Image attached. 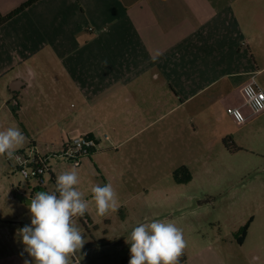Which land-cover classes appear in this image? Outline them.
Returning a JSON list of instances; mask_svg holds the SVG:
<instances>
[{"label":"crops","instance_id":"obj_1","mask_svg":"<svg viewBox=\"0 0 264 264\" xmlns=\"http://www.w3.org/2000/svg\"><path fill=\"white\" fill-rule=\"evenodd\" d=\"M28 1L0 0V17ZM250 78L264 90V0H38L0 26V102L10 95L0 109L15 100L11 112L42 118L48 153L86 134L98 146L85 159L105 183L140 179L145 166L132 168L130 156H169L175 202L246 185L209 177L213 154L217 160L241 150L216 112L237 125L226 108L242 104L240 88ZM257 115L264 120V112ZM100 155L117 163L99 164ZM182 167L190 179L179 183L173 174ZM38 191L51 192L37 184L25 193L12 189L11 197L29 204ZM187 215L166 219L192 236L179 264H264V213L240 235H205L194 211ZM19 229L0 227V259L19 258Z\"/></svg>","mask_w":264,"mask_h":264},{"label":"rangeland","instance_id":"obj_2","mask_svg":"<svg viewBox=\"0 0 264 264\" xmlns=\"http://www.w3.org/2000/svg\"><path fill=\"white\" fill-rule=\"evenodd\" d=\"M10 101V95L5 92L0 104ZM220 122L224 123L229 134L227 139L233 135L234 147L241 150L232 156L225 158L218 157L214 160L212 156V171L210 179L217 178L220 182L238 181L245 183L232 189L223 196L201 199L195 203L175 202L172 199L177 187L172 179L171 158L165 155L159 156L149 154L147 156H130L129 163L132 168L138 169L144 165V171L140 170V179H133L129 184L114 182L112 185L116 190L117 204L115 210H110L105 216L96 213L95 203L92 200L91 187L96 184H106L101 178L96 164L90 163L87 159L77 167L80 177L78 190L83 193L84 199L89 202V208L85 214L87 221L76 218L86 243L80 250L83 259L79 264H128L130 260V245L125 243L133 227L145 220L159 219L156 215L166 217L164 220L183 215L187 217L189 211H194L195 221L201 222L202 231L205 235L221 233L229 235L238 230L239 235L244 230L247 222L257 220L261 213H264V120L258 115L252 116L245 125L237 126L228 123L222 118L223 112H216ZM28 111L11 112L7 105L0 109V130L7 127H19L27 137V141L16 152L23 151L26 155L32 146L29 141H34L41 150L40 154H47L53 151L50 141L43 130L45 126L42 118L35 119ZM228 118V117H227ZM225 138V136L223 137ZM224 140V139H222ZM232 141V142H234ZM22 148V149H20ZM233 148V145H232ZM55 150V149H54ZM56 154V153H54ZM98 163L109 166L111 157L100 155ZM156 157V160H154ZM96 161V160H95ZM50 167L56 177L63 171L70 170L69 162L57 159L55 156L49 160ZM14 160L9 162L5 157H0V227L17 230L25 225H30V213L28 204H22L12 199V189L18 193H25L37 186L35 179L26 180L16 169ZM257 168V170H256ZM44 185L54 191L55 187L50 182L48 174L44 176ZM256 187L260 189L255 190ZM249 197L244 198L243 197ZM252 196H258L251 199ZM11 222H15L11 224ZM210 223V224H209ZM12 226H15L12 228ZM186 246L191 235L188 229L182 224ZM219 232H218V231ZM22 241L21 236L18 238ZM24 245L18 248V259L3 260L0 264H24L25 260L32 258L24 251ZM4 248H0V256L4 254ZM75 264V257H73Z\"/></svg>","mask_w":264,"mask_h":264},{"label":"clouds","instance_id":"obj_3","mask_svg":"<svg viewBox=\"0 0 264 264\" xmlns=\"http://www.w3.org/2000/svg\"><path fill=\"white\" fill-rule=\"evenodd\" d=\"M27 137L19 127L0 130V157L15 158ZM80 183L76 167L61 172L54 191H38L27 205L31 223L19 229L24 251L32 258L24 264H79L80 250L87 242L76 218L84 217L89 202L78 190ZM96 213L105 216L115 210L117 192L111 183L91 187ZM125 243L130 245L128 264H179L186 247L183 230L173 221L145 220L132 228Z\"/></svg>","mask_w":264,"mask_h":264},{"label":"built area","instance_id":"obj_4","mask_svg":"<svg viewBox=\"0 0 264 264\" xmlns=\"http://www.w3.org/2000/svg\"><path fill=\"white\" fill-rule=\"evenodd\" d=\"M242 104L240 106H228L226 108L227 115L232 121L241 125L245 123L251 116L264 112V90H262L250 78L245 82L241 88ZM98 144L93 139L89 138L84 133H75L61 144L59 152L53 154H40L35 147L29 150L27 155L23 152H16V156L20 159H8L6 161L14 160L16 162V169L20 172L24 179H35L39 185H44V176L49 174L48 160L51 157H56L60 160L69 162L72 167H79L82 160L88 158L97 148ZM82 221H87L86 217H80Z\"/></svg>","mask_w":264,"mask_h":264},{"label":"trees","instance_id":"obj_5","mask_svg":"<svg viewBox=\"0 0 264 264\" xmlns=\"http://www.w3.org/2000/svg\"><path fill=\"white\" fill-rule=\"evenodd\" d=\"M36 1H38V0H29L27 3H25L22 6L18 7L17 9H15L14 11H12L10 14H8L6 16H3V17H0V26L2 24H4L6 21H8L10 18H12L13 16H15L16 14H18L20 11L24 10L28 6H30L33 3H35ZM223 142L225 143L226 140H224ZM237 150H239V149H237ZM49 174H50V172H49ZM173 177H174L175 181H177L179 183L188 182L189 179H190V175H189V173L187 172V170L184 167L176 170L174 172V174H173ZM51 181H53L52 175H51ZM244 230H245V228H244ZM243 231L241 233H243ZM179 262H181V260H179ZM124 264H126V261H124Z\"/></svg>","mask_w":264,"mask_h":264},{"label":"water","instance_id":"obj_6","mask_svg":"<svg viewBox=\"0 0 264 264\" xmlns=\"http://www.w3.org/2000/svg\"><path fill=\"white\" fill-rule=\"evenodd\" d=\"M9 110H12V109H17V103L16 101L14 100L13 102H11V104H9L8 106Z\"/></svg>","mask_w":264,"mask_h":264}]
</instances>
